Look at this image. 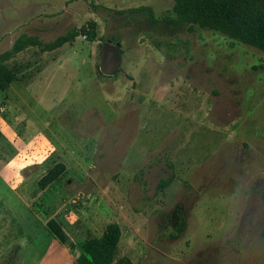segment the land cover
Returning <instances> with one entry per match:
<instances>
[{"label":"rangeland","instance_id":"374dc122","mask_svg":"<svg viewBox=\"0 0 264 264\" xmlns=\"http://www.w3.org/2000/svg\"><path fill=\"white\" fill-rule=\"evenodd\" d=\"M176 6L0 0V55L23 34L50 42L96 26L93 42L79 35L6 62L15 81L0 90V249L9 231L50 236L56 219L75 259L117 223L113 264H264V52L172 22ZM139 7L152 14L118 13ZM107 40L123 57L111 79L98 74ZM56 164L65 174L42 190ZM163 178L172 183L158 191Z\"/></svg>","mask_w":264,"mask_h":264},{"label":"trees","instance_id":"16d2710c","mask_svg":"<svg viewBox=\"0 0 264 264\" xmlns=\"http://www.w3.org/2000/svg\"><path fill=\"white\" fill-rule=\"evenodd\" d=\"M145 11L152 14V11L147 7L132 8L118 13L137 14ZM176 12V20H171L176 24L190 23L205 29L216 30L231 39L239 40L264 52V0H177ZM95 27V23L91 22L80 30L73 28L50 42L41 40L37 35L23 34L19 36L11 49L0 55V90H7L15 81V75L8 68L6 62L19 53L29 47H39L44 52H52L74 41L79 35H84L90 42H93L96 39ZM65 172L64 164H56L39 180L38 187L44 190L55 185L61 181ZM171 183L172 178H163L160 180L157 190H164ZM184 225L185 222L181 220L176 227L177 234L172 235L173 238H179ZM46 227L60 245L71 250L75 248L60 221L50 219ZM121 237L120 226L117 223L109 224L101 237L86 241V254L83 257H77L76 263L113 264ZM23 251L24 241H15L0 258V264H21ZM118 264L130 263L123 259Z\"/></svg>","mask_w":264,"mask_h":264},{"label":"crops","instance_id":"0c3cea01","mask_svg":"<svg viewBox=\"0 0 264 264\" xmlns=\"http://www.w3.org/2000/svg\"><path fill=\"white\" fill-rule=\"evenodd\" d=\"M24 209V204L18 206V210L21 213H23ZM28 213L29 211L24 213L25 216H23L26 217ZM49 235L43 234L42 238L34 239L31 233L28 234L24 229H20L17 232L9 231L4 235L9 239L4 249H0V258L15 241L23 240L24 251L21 264H77L74 254L53 239L54 237L50 233Z\"/></svg>","mask_w":264,"mask_h":264},{"label":"water","instance_id":"95a60500","mask_svg":"<svg viewBox=\"0 0 264 264\" xmlns=\"http://www.w3.org/2000/svg\"><path fill=\"white\" fill-rule=\"evenodd\" d=\"M99 57L100 66L98 74L100 76L111 79L121 71L123 57L121 54L120 42L109 40L103 43Z\"/></svg>","mask_w":264,"mask_h":264}]
</instances>
